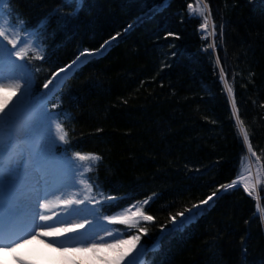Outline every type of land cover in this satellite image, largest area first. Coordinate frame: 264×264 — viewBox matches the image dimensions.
Returning <instances> with one entry per match:
<instances>
[{"label":"trees","instance_id":"trees-1","mask_svg":"<svg viewBox=\"0 0 264 264\" xmlns=\"http://www.w3.org/2000/svg\"><path fill=\"white\" fill-rule=\"evenodd\" d=\"M205 1L215 26V56L201 35L202 19L190 14L196 0H169L128 33L164 0H84L67 23L62 17L75 5L62 0L10 4L13 24L17 17L33 27L48 21L39 41L45 58L26 61L38 95L53 72L85 49L99 51L105 41L118 40L105 56L79 68L48 110L60 113L56 121L68 132L62 148L69 156L101 158L89 180L103 202L102 217L149 201L143 210L154 219L141 226L147 228L141 233L147 248L171 227L170 216L219 195L246 156L221 70L264 173V0ZM108 196L116 199L106 201ZM261 196L254 200L242 189L223 194L194 223L165 235L146 264H264L257 209L264 208V186ZM121 231L126 237L138 232Z\"/></svg>","mask_w":264,"mask_h":264},{"label":"snow or ice","instance_id":"snow-or-ice-1","mask_svg":"<svg viewBox=\"0 0 264 264\" xmlns=\"http://www.w3.org/2000/svg\"><path fill=\"white\" fill-rule=\"evenodd\" d=\"M11 3L12 0H0V18L11 14ZM62 3L69 7L75 5L74 11L69 16L62 17L67 23L72 16H76L81 10L84 0H62ZM168 3L169 0H164L160 7L167 6ZM188 7L190 10L199 11L203 15V10L199 7L197 9H192V5ZM57 11L59 10L57 9ZM47 23V19L41 20L33 27L26 25L17 17V23L10 25L13 29L11 33L0 28V94L11 93L12 97H15V105L10 107L14 101L12 97L0 95V153H2L0 155V221L6 224L5 227H0V249L13 251L29 241L43 240L48 243L49 247H54L62 253H92L101 264H124L126 260L127 264H145L144 258L150 251L158 249L161 239L154 242L152 249L140 246L138 251L136 249L140 244L141 235L133 234L121 238L123 234L119 229L107 230L104 232V236H97L87 241L77 240L76 237L83 233L81 230L85 229V224L90 223L89 221L85 219L82 223H74L67 220L54 223L61 216L56 213L48 214L52 207L50 198H54L56 207L62 208L68 215L79 209L80 205L85 204L86 201L92 202L93 185L88 183L85 173L90 171L95 162L101 158L94 154L82 155L80 152H75L69 156L68 149L61 147L67 145L69 140L68 132L63 123L56 121V117L60 113L49 111L47 106L48 100L56 96L57 91L69 78L74 67L87 63L88 59L95 53L85 49L71 64L52 73L51 78L43 85V89L46 91H42L39 87L42 95L38 96L36 92L35 77L26 61L45 58L43 43L39 41ZM208 23V17H205L200 27L207 29ZM169 35L172 34L169 33ZM112 39L114 40L115 37ZM108 43L105 41V44ZM103 47L104 45H101V48ZM29 53L32 54L31 57ZM221 78L223 79V70H221ZM49 85L52 87L50 88ZM225 87L229 97H232V87L226 81ZM33 105L34 111L39 108L47 110L45 119L50 122L51 137H46L44 133L35 138L26 137L24 121H20L15 125L14 130L9 131L15 113ZM232 109L239 132L243 137V143L247 145L250 156L254 157L256 153L250 143L249 134L240 120L234 98L232 99ZM64 117L65 120L71 119L67 113H64ZM54 121L56 122L54 123ZM57 146L63 149L60 155H57ZM258 160L259 157H257ZM77 161H90L92 163L85 166L82 163H77ZM250 163L249 157L244 158L241 161L238 179H234L229 184L221 185L220 188L224 191L238 190L242 185L245 192L251 195L254 185L251 183ZM77 172L80 173L79 184L83 186V198H79V192L71 194L66 192V189L70 187H77ZM53 187H55L54 191L52 190ZM216 195L217 193L213 192L207 199L200 201V204L193 205V208L200 209L201 205L208 204ZM105 199L106 201H114L116 197L108 196ZM148 202V200H144L140 206L133 204L115 215H106L103 219L108 224L125 225L129 230L138 229V233L146 234L147 228L139 226L142 221L152 222L154 219L151 215L145 214L143 210V205H147ZM95 203H99V201ZM257 209L261 214L262 223H264V208L258 204ZM185 212L189 215L185 216ZM194 216L191 209H185L183 212L170 216L169 220L173 225L171 230L181 228L187 220ZM178 217L181 218L179 221L177 220ZM25 222H27V227L23 226ZM133 251H136V254L131 259H127ZM100 253H113L114 255L109 257L100 255ZM246 253L247 249L244 248L242 258L246 257ZM71 264H84V261L72 259Z\"/></svg>","mask_w":264,"mask_h":264},{"label":"rangeland","instance_id":"rangeland-1","mask_svg":"<svg viewBox=\"0 0 264 264\" xmlns=\"http://www.w3.org/2000/svg\"><path fill=\"white\" fill-rule=\"evenodd\" d=\"M198 7L203 10V15H201L199 11H192V10H190V14L192 16H194V17H198V18L200 17L203 22H204V18L208 17V22H209L208 23V28L207 29H202L201 28L200 32H201V35L203 36L204 40L209 42L210 50L213 52V55L215 56V55H217V48L215 47V26H214V22H213V17H212V15L210 13V9H209V7H208V5H207L205 0L204 1L203 0H196V2L192 5V9H197ZM152 12H154V11L152 10L149 13L151 14ZM148 14H146V15H148ZM145 16H143V17H145ZM11 22L12 21L10 20L9 16L0 18V28H3V30H5L6 32L11 33L13 31L12 27H10V25H12ZM213 26H214V30H213ZM21 35H23V33H21ZM222 81H224V84H225L226 76L224 74H223ZM51 87L52 86H50V88ZM6 96L12 97V94L8 93V95H6ZM229 98H230V100L232 102V97H229ZM12 99L14 101L12 102V104H11L12 106L11 107H13L15 105V98L12 97ZM23 109H25V110H23L19 114H15L14 118L11 121V125H14V128H15V125L17 123H19L20 121H24L25 122V126H26V132H25V136L26 137L35 138L36 136H39L41 133H44L46 137H51L52 136L50 122L45 119V113H46V109L45 108H39V109L34 111L33 110L34 109V105H33V106H29V107L23 108ZM19 116H21V117H19ZM55 122L56 121H54V123ZM242 139H243V137H242ZM63 146L64 145H62L61 147H63ZM59 147L60 146H57V148H59ZM245 147H246V145H245ZM246 157H248V156L247 155L244 156V158H246ZM257 157H258L257 155L254 156V160H255V165L254 166H255V168L253 170H251V177H252L251 183L254 185V182L257 179H259V190L261 191V188L264 186V173H263L262 162H261L260 158L257 161ZM77 162L81 163L79 161H77ZM90 163H92V162H90ZM85 166H88V165H85ZM240 170H241V167H240ZM240 170H239V172H240ZM90 172H92V169L90 170ZM87 174L88 173L86 172L85 175H87ZM76 175H78V178H76L77 187L79 189H81V191L79 192V198H83V195H84V193L82 191L83 186L79 184V175H80V173L77 172ZM87 178L89 180V177H87ZM77 187H74V188L77 189ZM252 192L254 193V189H253ZM93 194H94V192L92 191V193H91L92 202H93ZM86 203H88V201H86L85 204H81L80 207L85 208L87 206ZM53 207H51V211L48 213L49 215L53 214L52 213ZM77 214L78 215L75 216V219L73 221L74 223H77V222L78 223H82L86 219L87 221L90 222V223H88V224H90V229H93V228L97 227L96 230H93L90 233L84 234L83 236H81V238L78 237L77 240L87 241V240L93 239V238H95L97 236H104V232L105 231L113 229L108 224L101 225L100 221H102V220H100L99 215H96V209L95 208L83 209V210H81L79 208V209H77ZM194 217H192V218H194ZM54 219H55V216H54ZM146 224H149V222H143L142 221L139 227H141L143 225H146ZM86 225H87V223L85 224V226ZM121 238H124V237H121ZM41 241H43V240H41ZM44 242H45V246H47L48 250H55L56 251V248L49 247L48 243L46 241H44ZM140 245H141V243L137 246L136 251L139 250ZM25 250L28 251L27 248ZM25 250H24V253L27 254V252H25ZM136 251H133V256L136 254ZM79 256L80 257L84 256L85 258H89V260L91 261L90 262L91 264L92 263L93 264H97V262H98V259L95 260L94 258H96V257L92 253H82V254L79 253ZM48 258H51V257H48ZM52 259L54 261L53 263H57V261L55 259L60 260V258H54V257Z\"/></svg>","mask_w":264,"mask_h":264},{"label":"bare ground","instance_id":"bare-ground-1","mask_svg":"<svg viewBox=\"0 0 264 264\" xmlns=\"http://www.w3.org/2000/svg\"><path fill=\"white\" fill-rule=\"evenodd\" d=\"M61 75H63V73H61ZM4 94L8 95V93H4ZM4 94H0V95H4ZM13 98H15V97H13ZM11 106L12 105L10 104V107ZM246 155L250 158V161H251L250 170H253L255 168V166H254L255 160H254V157L250 156V153H248L247 145H246ZM236 179H238V174H237ZM76 184H77V182H76ZM241 187H243V186L241 185ZM77 191L80 192L81 190L80 189L75 190L72 187L66 189V192L69 194L75 193ZM254 193L252 192V194L250 196L254 197L257 200H259V198H260V200L262 199L261 191L259 190V182H257V180L254 182ZM245 194H246V192H245ZM210 203H211V201L208 202V204H210ZM53 206L56 207V202H55L54 198H53V202H52V207ZM55 209L57 211V214H59V216L63 215V217H65V218H63V221L74 220L75 216L78 215L77 210H74L72 213H70L68 215L67 212H65L60 207H56ZM58 209H60V211H58ZM194 212H196V211H193V213ZM54 223H59V222L54 221ZM263 225H264V223H263ZM93 230H96V228L90 229V224L87 223V225L85 226V229L81 230V231H83V233L81 235H78L76 237V239L78 237L81 238V236H83L86 233H90ZM69 235H73V234H69ZM105 239H108V238L105 237ZM26 248L28 251L25 250ZM24 250H25V252H27V254L24 253ZM100 255H107V256L111 257L114 254L113 253H100ZM132 256H133V252L129 254L127 259H131ZM48 257H51V258H48ZM53 257L54 258H60V260L55 259L57 261V263H53L54 262L52 259ZM72 259L83 260L84 264H91L90 263L91 261L89 260V258H85L84 256L80 257L79 253L71 254V253H62V252L57 251V250L56 251L55 250H48L47 246H45V242L41 241V240L29 241L27 244L21 245L19 248H17L16 250H13V251H5L4 249L0 250V264H16V263L21 264V262H24V264H71ZM94 259L97 260L96 258H94ZM97 264H101V262L98 260ZM124 264H127V260L124 262Z\"/></svg>","mask_w":264,"mask_h":264},{"label":"water","instance_id":"water-1","mask_svg":"<svg viewBox=\"0 0 264 264\" xmlns=\"http://www.w3.org/2000/svg\"><path fill=\"white\" fill-rule=\"evenodd\" d=\"M203 1H204V0H203ZM165 7H166V6H164L163 8H165ZM161 10H162V8H161V9H158V10L155 9V11L152 12L151 14L149 13V14L146 15L145 17H141L136 23H134V24L128 29V31L132 30L133 27H136L137 25H139L144 19H148V18L152 17L154 14H156L157 12H159V11H161ZM108 50H109V48H106L105 53H106ZM101 55H103V54H102V53H99V52H95V54L92 56V58H93V57H96V56H101ZM80 66H82V65H79L78 67H80ZM78 67H74V71H73L72 73H74L75 70H76Z\"/></svg>","mask_w":264,"mask_h":264}]
</instances>
